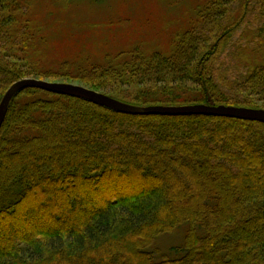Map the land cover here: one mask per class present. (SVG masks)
I'll return each mask as SVG.
<instances>
[{"label": "trees", "instance_id": "16d2710c", "mask_svg": "<svg viewBox=\"0 0 264 264\" xmlns=\"http://www.w3.org/2000/svg\"><path fill=\"white\" fill-rule=\"evenodd\" d=\"M77 1L0 0L1 94L24 77H60L100 89L119 82L130 92L115 99L138 106L264 102V0L231 92L217 62L253 0H197L161 50L136 44L91 59L78 45L49 61L53 26L36 10ZM180 226L183 243L171 250L184 253L154 260L155 238ZM0 264H264V122L133 115L18 91L0 129Z\"/></svg>", "mask_w": 264, "mask_h": 264}, {"label": "rangeland", "instance_id": "374dc122", "mask_svg": "<svg viewBox=\"0 0 264 264\" xmlns=\"http://www.w3.org/2000/svg\"><path fill=\"white\" fill-rule=\"evenodd\" d=\"M196 2L197 0H189V2L184 0L182 5L174 6V0H78L65 8L57 9L53 7L49 14V10H36V15L39 16L35 17V19L43 25H48L49 23L50 27L53 26L51 32L54 33L52 46L55 49V59H49V61L58 62L64 59L63 57L69 56V54L64 53L68 49H73L70 52L76 51L78 45L82 51L81 56L90 54L91 59H100L101 56L103 58L102 51L108 52L109 55L115 51L114 55H116L122 49L127 50L136 44L140 46L137 51L141 54H145L143 52L144 49L148 50L150 48L154 50L157 47V49L161 50L163 48V46H160L161 44L167 47L169 42L172 41L171 39L175 38L171 37L173 33H169L175 30L177 23H174L175 19L184 11L194 17L195 9L193 8ZM254 5H256V0H253L250 6L251 11L248 22L233 36L231 43L218 58L217 64H219L221 69L225 70L228 79L223 78L224 81L229 83L228 89L230 90L228 91L230 92L236 86L235 83L239 80L240 74L242 76L241 69L244 63L238 59L240 57L238 56V51L243 49V47H247L246 44L250 40V35L259 28L257 6L254 7ZM183 27L184 25L178 26V29ZM43 29H45V26H43ZM168 36L170 37L169 39ZM84 43H88V45L82 46ZM261 49L258 52L259 55L264 54L262 53L264 48L262 47ZM44 80L81 85L111 97L115 96L113 97L114 99L122 98L119 96L120 91L123 92V95H128L130 92L125 85L113 81L109 82L111 85L106 87V89H100L99 87L69 78L50 77ZM4 93L1 94L0 90V101ZM248 106L249 108L264 109V102L252 101L244 107ZM244 156L242 154V157ZM184 232V227L180 226L178 230L161 234L155 238L149 247L153 259L157 261L165 257L172 259L176 255L183 254L184 251L178 252L171 250V248L182 245L181 238Z\"/></svg>", "mask_w": 264, "mask_h": 264}, {"label": "water", "instance_id": "95a60500", "mask_svg": "<svg viewBox=\"0 0 264 264\" xmlns=\"http://www.w3.org/2000/svg\"><path fill=\"white\" fill-rule=\"evenodd\" d=\"M36 87L50 93L62 95H74L90 100L96 104L106 106L121 113L133 115H210L217 117H229L238 119H250L264 122L263 108H249L233 105H206V104H186V105H147L138 106L119 100L81 85L65 82H52L37 78H24L14 81L5 91L0 101V129L4 121L8 106L16 93L24 88Z\"/></svg>", "mask_w": 264, "mask_h": 264}]
</instances>
